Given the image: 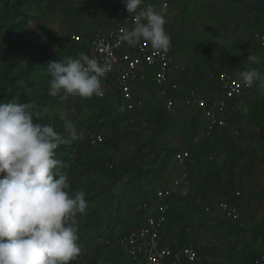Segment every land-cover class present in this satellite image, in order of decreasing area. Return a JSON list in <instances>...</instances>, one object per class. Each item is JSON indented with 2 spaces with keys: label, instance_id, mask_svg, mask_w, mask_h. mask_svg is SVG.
Listing matches in <instances>:
<instances>
[{
  "label": "rangeland",
  "instance_id": "obj_1",
  "mask_svg": "<svg viewBox=\"0 0 264 264\" xmlns=\"http://www.w3.org/2000/svg\"><path fill=\"white\" fill-rule=\"evenodd\" d=\"M170 1L165 28L171 37V56L181 70L190 68L195 79L207 81L222 70L255 67L264 72V47L256 39L258 32L264 34V0ZM12 10L13 15L6 16ZM111 11L105 0H31L23 5L19 0H0V98H16L20 103L34 100L40 109L36 122L51 124L57 132H64L62 114L77 127V138L69 137L68 143L55 150L72 190L83 189L88 202L86 212L78 215L81 251L71 264H131L123 258L117 237L141 218L136 205L143 172L158 170L167 153L175 149L160 178L169 184L179 173L174 162L178 148L192 140L190 131L175 125L164 138L150 140L154 126L146 111L161 114L164 106L152 80L136 87L145 112L124 109L111 95V88L107 93L111 101L104 105L95 97L61 99L63 93L48 94L47 64L84 53L91 36L112 24ZM250 54L259 57L260 63L248 61ZM9 60L12 73L5 83L2 72ZM30 62L34 70L22 79ZM238 108L230 133L213 139L197 157L191 168L193 194L176 201L175 221L166 226L165 235L172 242L183 236V225L190 224L186 238L200 250L195 264H231L250 251L255 240L264 251V95L254 86ZM182 111L177 122L193 118ZM97 134L103 135V142H95ZM115 166L119 167L117 178L112 176ZM160 181L154 185H163ZM225 188L232 196L235 190L243 194L239 225L205 212V206ZM96 213L123 225L111 245L97 242L107 238L106 232L99 237L87 232L88 220L96 221Z\"/></svg>",
  "mask_w": 264,
  "mask_h": 264
},
{
  "label": "clouds",
  "instance_id": "obj_2",
  "mask_svg": "<svg viewBox=\"0 0 264 264\" xmlns=\"http://www.w3.org/2000/svg\"><path fill=\"white\" fill-rule=\"evenodd\" d=\"M133 26L122 30L119 41L139 46L147 41L158 53H167L168 7L146 0H123ZM248 61L259 64L250 54ZM112 66L80 52L47 64L48 94L103 98L102 79ZM245 87L264 95V72L255 67L238 73ZM40 109L34 100L0 101V264H71L79 255L78 215L88 208L83 189L71 188L66 171L55 158L59 145L77 138L76 124L62 114L64 132L36 122Z\"/></svg>",
  "mask_w": 264,
  "mask_h": 264
},
{
  "label": "built area",
  "instance_id": "obj_3",
  "mask_svg": "<svg viewBox=\"0 0 264 264\" xmlns=\"http://www.w3.org/2000/svg\"><path fill=\"white\" fill-rule=\"evenodd\" d=\"M112 10L113 21L109 28L93 36L87 42L89 57L112 66L106 74L118 90L123 105L128 111H137L144 107V100L139 98L136 87L140 82L152 80L158 88L163 105L171 116L179 110H186L188 115L198 116L200 130L194 142L212 138L215 131L230 129V121L239 107V100L253 87H245L238 78L242 68L234 72L219 71L203 86H190L183 91L181 69L173 61L169 52L154 51L147 41L139 46L120 43L119 36L124 29L133 26L135 13L129 14L123 0H105ZM159 7L161 3L170 6V0H146ZM256 39L264 47V34L258 32ZM105 77L102 83L106 93L113 86ZM104 141L102 134L95 136V142ZM191 157L188 149L182 148L175 156L179 173L176 178L164 186H157L156 193L148 200L138 203L136 210L141 214L142 224L133 226L118 237V246L123 254L135 264H194L199 256L193 244L173 248L165 238L169 200L173 196H185L190 192L191 179L186 169V161ZM193 162V161H192ZM235 196L242 192L235 190ZM207 214H213L234 222L242 217L241 204H235L227 197L217 198L205 206ZM98 243L111 245L110 238H98ZM255 264H264V252L256 259Z\"/></svg>",
  "mask_w": 264,
  "mask_h": 264
},
{
  "label": "trees",
  "instance_id": "obj_4",
  "mask_svg": "<svg viewBox=\"0 0 264 264\" xmlns=\"http://www.w3.org/2000/svg\"><path fill=\"white\" fill-rule=\"evenodd\" d=\"M30 1L31 0H19V4L23 5V4L29 3ZM13 13H14V10L7 11L6 12V16L11 17L13 15ZM169 52H170V49H169ZM84 53L89 55L87 46L84 49ZM11 64H13L12 60H9V61H7L6 64H4L5 67H4V70L2 72V76H3L2 79L5 81V83H9L10 82V75L12 73V71H11L12 65ZM196 68L199 69V70H202L201 67H199V66H197ZM240 69H242V67L238 68L237 70H240ZM33 70H34V67H33L32 63L30 62L28 64L27 68L24 70V72L21 74L20 77L22 79H27L30 76V74H32ZM230 72H234V71H230ZM201 73L202 72L200 71L198 74H201ZM179 76L182 79L181 82H182V85H183V91L186 90L187 88H189L190 86H194V87L203 86L207 82L206 79H204V80H201V79H198V78L195 79V77H194L195 74H194V72L191 71L190 68L187 71L185 69L181 70L180 73H179ZM105 79H106L107 82L112 84V82H111V80L109 78L105 77ZM194 79H195V81H194ZM110 87L112 89L111 92L113 93L111 95L115 96L116 100H117V102H119L120 106H122L125 109V107L123 105V102H122V98H121L118 90H116V87L114 85L110 86ZM253 88H254V86H253ZM107 93H109V92H107ZM93 97L99 99V102L102 105L107 104L108 102L111 101L110 95L108 96L107 94L103 98H99V97H96V96H93ZM242 98L239 100V103L242 100ZM0 101H6L5 97L0 98ZM94 105L95 106H99V104L96 101L94 102ZM143 111L145 112V110L141 109V112H143ZM239 111H240V108L237 109V111L235 112L233 118L239 113ZM132 112H135V111H132ZM183 112L184 111H182V110L180 111L179 110L177 115L173 117V116L168 114V112H167V110H166V108L164 106H163V111H161V114L152 112L150 110L146 111V114L149 116V119H151L149 121L154 126L153 127L154 128V134H152L150 136L151 137L150 140H154V139L156 140V139H159V138L160 139L164 138L168 134L169 128L172 125L173 126L174 125L175 126H180L181 128H185L188 131H190L191 139H192L191 142L188 145L182 147V148L188 149L190 151V153H191V157L189 159H187V161L185 163L186 169H187V171L189 173V176H190V179H191V183H192L191 189H190V192L187 195H185V196H173L169 200L170 207H169V209L167 211V217H166L167 218V224H166L167 227H169L175 221L174 217L176 216V214H174L173 211H174V207H175L176 201H178V200H180L182 198H186V197H188V196L193 194L194 185H193V178H192V174H191V168L193 167L194 163L196 162L197 157H200V156H202L204 154L205 149L209 146V143L213 139H215V138H219L220 139L221 137H224V136L228 135V133H230V129H226V130H224L222 132L217 130V131L214 132V136L212 138L203 139L199 143H195L194 142V140H195L194 137L198 134V132L200 130L199 118H198V116H193L192 119L185 121V123L184 122H182V123L181 122H177L178 121L177 119L182 117L181 115H183ZM185 114H186V112H185ZM233 118H232V120H233ZM232 120L230 122H232ZM176 122H177V124H176ZM194 127H196L197 129L194 130ZM156 141H154V142H156ZM182 148H178V151L180 149H182ZM175 151H177V150L171 149L167 153L165 159L162 162H160V166L158 167L159 168L158 170H153V168H151V169H147V170H145L143 172V179L140 180L142 185L140 186L141 187L140 188V192L137 194L138 199H139V201L137 202V205H138V203H140L142 201L150 199L156 193V189H157L158 184L154 185V183L157 180L160 181L161 180L160 178L163 177L162 176L163 175L162 172L168 167V165L170 163V160H171L170 154L174 153ZM114 168H115V170L112 172V176L117 178L120 175L119 174V167L115 166ZM160 182H161V184H163L162 181H160ZM161 186H164V184L161 185ZM223 197H227L232 202H235V204L236 203L240 204L239 201L243 198V196L236 197L234 194L232 196V194H231L230 190H228V188H225L223 190V192H221V196H219L218 198H223ZM94 218H96V221H91V219H89L88 220V224H87L88 225L87 232H89L91 235L96 233L95 236L98 235L97 237H99V236L105 234V232H106L107 238L109 237L110 240L111 239L116 240V236H117L118 232L123 230L122 229L123 225L120 223V221H116L114 223H111L110 220L104 218V216L101 213H96L94 215ZM222 221H226V222L230 223L231 225H239V223H240V221L234 222V221L229 220V219H224ZM141 224H142V221H141V218H140L139 220H137V222L133 226H139ZM133 226H131V227H133ZM183 227H184L183 228V233H182L183 236L179 240L170 242L171 247L178 248V247H183V246L188 245V244H192V243H189V241L186 238V236L188 234V231H190V229H192V228H189V227H191L190 224L183 225ZM164 236L168 240V238H167V236L165 234H164ZM118 237H119V235H118ZM256 243L257 242L255 240L252 244L249 245V250L250 251L245 252V254H243V256L240 257L238 260H235V261L231 260V264H255L256 259L264 252V251H261V249H259L260 248L259 246L257 247ZM193 245L197 249V253H198V256H199L200 255L199 247H197L196 244H193ZM119 250L121 251L120 248H119ZM123 256H124L123 258H125V260H127L131 264H135L130 258H127L125 255H123Z\"/></svg>",
  "mask_w": 264,
  "mask_h": 264
}]
</instances>
